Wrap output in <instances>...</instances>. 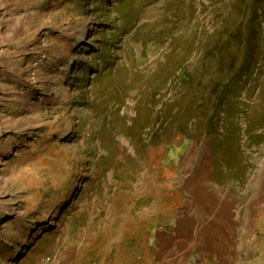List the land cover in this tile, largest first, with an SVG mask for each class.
I'll return each mask as SVG.
<instances>
[{
	"label": "rangeland",
	"instance_id": "1",
	"mask_svg": "<svg viewBox=\"0 0 264 264\" xmlns=\"http://www.w3.org/2000/svg\"><path fill=\"white\" fill-rule=\"evenodd\" d=\"M8 9L53 44L23 141L0 139V264L133 262L140 241L147 264L161 213L184 203L200 219L207 201L248 225L240 257L218 264H264V0ZM181 154L195 163L175 172Z\"/></svg>",
	"mask_w": 264,
	"mask_h": 264
},
{
	"label": "crops",
	"instance_id": "2",
	"mask_svg": "<svg viewBox=\"0 0 264 264\" xmlns=\"http://www.w3.org/2000/svg\"><path fill=\"white\" fill-rule=\"evenodd\" d=\"M15 3L16 0H0V9L3 10L0 11V139L5 141V149L18 145L24 139L22 135L25 126L22 120L25 118V113H29L28 107L34 96L33 93H41L37 88L42 86L40 80H33L32 70L40 71L46 63L43 58L45 54H42L43 50H46L44 47L53 44L50 36L33 37L29 33L30 30L26 29L25 24L31 16L15 17L8 9ZM16 20L18 23L21 22L18 27L15 25ZM21 24L24 26L20 32ZM34 39L38 40L34 41ZM168 152L175 156L176 152L167 150ZM183 154L177 160L173 156L174 161L170 162L175 172L195 163L193 157H187L185 162L181 163ZM207 204L208 207L199 211L200 219L197 212H189L190 208H186L184 203H181L177 209L173 207L168 211L169 213H161L165 217L162 216L163 221L159 220L160 223L157 221L158 227L165 223L168 230L156 231L148 239L147 244L154 247L157 253L153 251L156 259L147 264H218L238 259L244 242L241 230H246L244 227L248 225L242 226L241 229V224L234 219L233 210L222 207L223 203L217 208H212L208 201ZM175 209L178 211L177 214ZM186 241L190 246L189 249H185L188 247L187 244L184 246ZM132 247L138 254V248L144 247V244L141 241L135 242ZM195 249H198L199 253L196 254V259H191L192 250ZM186 251L189 256H185ZM136 254L130 256L133 262L126 258L124 261L119 260L114 263L109 261L106 264H143ZM85 262L91 263L89 260ZM92 262L95 264L96 261L92 260Z\"/></svg>",
	"mask_w": 264,
	"mask_h": 264
},
{
	"label": "built area",
	"instance_id": "3",
	"mask_svg": "<svg viewBox=\"0 0 264 264\" xmlns=\"http://www.w3.org/2000/svg\"><path fill=\"white\" fill-rule=\"evenodd\" d=\"M47 259H49V260L52 259V256H48Z\"/></svg>",
	"mask_w": 264,
	"mask_h": 264
}]
</instances>
